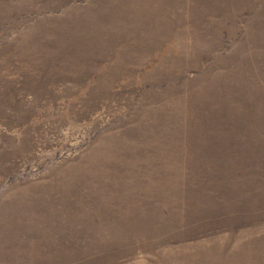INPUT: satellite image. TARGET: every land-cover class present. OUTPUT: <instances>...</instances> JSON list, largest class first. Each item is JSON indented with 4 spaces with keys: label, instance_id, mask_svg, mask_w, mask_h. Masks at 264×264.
<instances>
[{
    "label": "rangeland",
    "instance_id": "1",
    "mask_svg": "<svg viewBox=\"0 0 264 264\" xmlns=\"http://www.w3.org/2000/svg\"><path fill=\"white\" fill-rule=\"evenodd\" d=\"M0 264H264V0H0Z\"/></svg>",
    "mask_w": 264,
    "mask_h": 264
}]
</instances>
